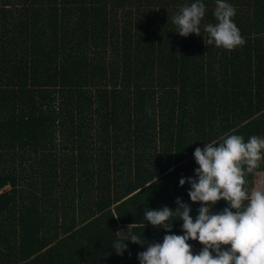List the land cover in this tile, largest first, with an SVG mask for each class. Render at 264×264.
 Instances as JSON below:
<instances>
[{
  "label": "trees",
  "instance_id": "16d2710c",
  "mask_svg": "<svg viewBox=\"0 0 264 264\" xmlns=\"http://www.w3.org/2000/svg\"><path fill=\"white\" fill-rule=\"evenodd\" d=\"M228 2L232 50L207 43L214 0L187 36L171 17L191 0H0V264H138L165 234L144 208L198 207L178 186L194 148L264 137V0Z\"/></svg>",
  "mask_w": 264,
  "mask_h": 264
},
{
  "label": "clouds",
  "instance_id": "9594fccd",
  "mask_svg": "<svg viewBox=\"0 0 264 264\" xmlns=\"http://www.w3.org/2000/svg\"><path fill=\"white\" fill-rule=\"evenodd\" d=\"M214 4L216 22L203 25L207 43L225 50L242 45L244 38L232 19L235 8L228 0H214ZM204 15L203 0L182 4L171 17L174 30L181 36L200 35ZM192 156L196 164L193 175L180 177L178 186L187 181L188 200L198 202V207L190 215L191 204L177 196L175 208H144L143 221L165 234L160 242H148L137 253L138 264H264V188L244 187V174L252 173L264 159V137L253 134L245 139L241 134H228L204 142L202 148L197 146ZM218 200L225 206L212 212ZM175 220L181 221L180 234L170 231ZM128 237L144 243L134 232ZM189 240L201 245L199 251H192ZM124 241L116 239L110 247L121 254Z\"/></svg>",
  "mask_w": 264,
  "mask_h": 264
},
{
  "label": "rangeland",
  "instance_id": "374dc122",
  "mask_svg": "<svg viewBox=\"0 0 264 264\" xmlns=\"http://www.w3.org/2000/svg\"><path fill=\"white\" fill-rule=\"evenodd\" d=\"M257 187L264 188V172L262 174L261 173L258 174V172L254 173L253 189H255Z\"/></svg>",
  "mask_w": 264,
  "mask_h": 264
},
{
  "label": "crops",
  "instance_id": "0c3cea01",
  "mask_svg": "<svg viewBox=\"0 0 264 264\" xmlns=\"http://www.w3.org/2000/svg\"><path fill=\"white\" fill-rule=\"evenodd\" d=\"M263 172H264V171H262V172H258V174H259V173H261V174H262Z\"/></svg>",
  "mask_w": 264,
  "mask_h": 264
}]
</instances>
